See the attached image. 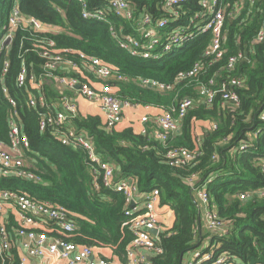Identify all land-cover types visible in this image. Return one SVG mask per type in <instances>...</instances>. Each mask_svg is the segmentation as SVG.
<instances>
[{"label":"trees","instance_id":"obj_1","mask_svg":"<svg viewBox=\"0 0 264 264\" xmlns=\"http://www.w3.org/2000/svg\"><path fill=\"white\" fill-rule=\"evenodd\" d=\"M128 1L133 7L134 19L143 13L153 17L162 14V0ZM196 1L192 0V9L196 8ZM235 1L224 0L227 13L220 58L215 54L204 55L211 39L209 33H204L161 59L151 60L130 55L113 36V32L134 34V21L113 14L107 15L106 21L83 18L82 5L77 0H18L22 13L58 29L47 37L56 41L65 56L74 61L96 56L127 78L109 82L118 99L163 107L172 114L179 99H193L194 104L181 120L178 132L165 142L156 139L151 132H136L132 123L108 129L99 115L81 114L75 120L76 126L91 138L95 152L116 166V180L132 176L140 191L158 188L157 209L173 212L172 226L159 233L161 252L151 256V264H182L194 250L209 249L203 246L206 240L218 246L219 251L236 255L240 264H264V203L260 200L242 202L236 197L237 192L264 185L263 174L255 161V157L264 152V127L259 120L264 109V40L254 42L264 21V0L246 1L239 13L233 10ZM14 2L0 0V27L6 23ZM86 2L88 9L105 5L103 0ZM34 37V34L16 30L9 48L0 55V71L7 61L5 82L18 100L30 144L26 154L29 168L39 179L0 176V191H13L63 207L76 227L74 235L66 239L90 246L101 255L103 249H108L110 254H104L106 258L125 261L133 233L123 225L126 221L124 195L103 185L101 174L92 172L83 148L63 145L49 131L39 130L37 110L27 105L24 90L15 83L23 64L30 71L42 62L32 49ZM239 52H243L246 59L228 69V58ZM195 63L201 67L195 76L179 77ZM144 78L170 83L173 89L158 92L142 86L138 81ZM233 78H242L244 83L234 87L230 84ZM199 86L214 92L211 102L204 100ZM229 89L236 91L237 104L223 99V93ZM8 111L0 90V138L6 142ZM241 143L247 144L246 149L236 152L235 148ZM180 147L197 150L199 156L193 162L174 166L170 164L167 151ZM203 185L209 194L211 209L228 225L224 235L204 228L202 211L192 190ZM5 218L10 227H19L12 212H7ZM47 224L52 227L54 222ZM15 247L0 254V264H20Z\"/></svg>","mask_w":264,"mask_h":264},{"label":"built area","instance_id":"obj_2","mask_svg":"<svg viewBox=\"0 0 264 264\" xmlns=\"http://www.w3.org/2000/svg\"><path fill=\"white\" fill-rule=\"evenodd\" d=\"M77 1L82 5L83 18L106 21L107 15L113 14L134 21V34L118 35L113 32L119 46L132 56L158 60L204 33L211 35L204 55L215 54L217 58L222 56L223 27L227 13L224 0H197L195 9H192V0H162L161 16L153 17L143 13L136 19L128 0H103L105 5L94 9H88L86 0ZM246 1L255 2L236 0L233 6L235 13L240 12ZM182 19L185 21L177 23ZM1 28L0 55L4 49L9 48L16 30L35 35L32 49L42 60L39 66H35L39 71L37 72L35 67L28 71L23 64L15 83L24 90L27 105L37 110L39 130L49 131L63 145L83 148L88 155L92 172L95 175L101 174L103 185L124 195L126 221L123 225L131 229L133 237L126 249L125 261L114 257L106 258L90 246L79 245L66 239L74 235L76 227L63 207L3 190L0 191V254L9 251L13 245H20L25 251V256L19 255L20 264H26L27 257L44 258L47 255L54 256L60 264H151V256L161 252L159 233L165 230L157 209L159 189L140 191L136 178L132 176L116 180V166L95 152L87 132L75 124V120L81 115L77 98H81L103 114L102 123L106 128L119 127L124 120V110L140 106L128 100H120L112 92L109 82L127 78L96 56H87L77 61L65 56L57 47L56 41L47 37V34L56 33L58 29L22 13L18 0H15L9 9L6 23ZM263 40L264 21L254 42ZM244 59L246 55L243 52L230 56L227 68L231 69L238 61ZM200 68V64L195 63L190 70L180 73L179 77L195 76ZM8 69L9 63L5 61L0 71V90L9 106L6 117L8 141L0 138V176H16L35 181L39 176L29 168L26 154L30 150V144L24 132L18 100L10 93L5 82ZM138 82L158 92L173 89L170 83L151 78ZM243 83L242 78H233L230 81L234 87ZM198 88L204 100L211 102L214 92L203 86ZM50 89L56 91V94ZM222 97L233 104L238 103V95L234 89L224 92ZM193 104L192 98L183 97L179 99L173 114L163 107H157L160 112L154 115L143 114L140 117L142 127L139 132H151L161 142L167 141L170 135L178 132L181 120ZM259 120L264 127V109L259 115ZM246 147V143H241L235 150L241 152ZM198 156L199 151H190L184 147L167 151L170 164L174 166L193 162ZM213 158L216 159V156ZM255 161L264 177V152L258 154ZM95 186L98 187L97 184ZM192 190L202 211L204 228L210 233L224 235L228 225L219 218L215 209H211L206 186L192 187ZM236 197L242 202L260 200L264 203V185L237 192ZM7 212L15 215L18 228L10 227L5 218ZM48 221H53L54 225L50 227ZM154 229L155 234L151 232ZM203 246L209 249L194 250L187 264H240L236 255L219 251L218 246L209 244V240H206Z\"/></svg>","mask_w":264,"mask_h":264},{"label":"crops","instance_id":"obj_3","mask_svg":"<svg viewBox=\"0 0 264 264\" xmlns=\"http://www.w3.org/2000/svg\"><path fill=\"white\" fill-rule=\"evenodd\" d=\"M77 103H78V106L80 108V112L82 115L95 114V115H99L101 120L103 119V114L95 106H91L90 104H88L86 101H84L81 98H77ZM159 112H160V110L157 107L147 108L146 106H142V105H140L137 108L125 109L124 110V120H123V123H121L119 127L124 126V124L126 125L128 123H132L134 130L136 132H139V130L142 127V123L140 122V117L145 113L154 115V114L159 113ZM158 214H159V220L162 223V225L164 226V228L165 229L170 228L173 224V221H174L173 212L169 209L159 208ZM15 248H16L18 257H19V255L25 256V251L21 248L20 245H17ZM104 254L105 255L110 254L108 249H103V255ZM192 254H193V252L190 253V257L192 256ZM189 258L185 257L182 264H184V263L187 264L186 261H188ZM26 264H60V263L58 261H56L54 256L47 255L44 258L27 257Z\"/></svg>","mask_w":264,"mask_h":264},{"label":"rangeland","instance_id":"obj_4","mask_svg":"<svg viewBox=\"0 0 264 264\" xmlns=\"http://www.w3.org/2000/svg\"><path fill=\"white\" fill-rule=\"evenodd\" d=\"M57 29V28H56ZM1 33H2V28L0 27V35H1ZM190 256V253H189V255L187 256V257H189ZM187 262V261H186ZM185 264V263H184Z\"/></svg>","mask_w":264,"mask_h":264},{"label":"water","instance_id":"obj_5","mask_svg":"<svg viewBox=\"0 0 264 264\" xmlns=\"http://www.w3.org/2000/svg\"><path fill=\"white\" fill-rule=\"evenodd\" d=\"M151 232H152L153 234H155V233H156V229L152 230Z\"/></svg>","mask_w":264,"mask_h":264}]
</instances>
